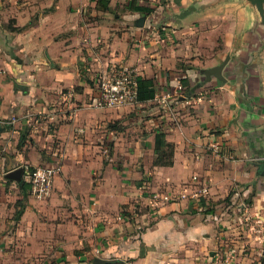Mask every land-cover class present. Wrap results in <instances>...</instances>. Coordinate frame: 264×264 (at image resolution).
Masks as SVG:
<instances>
[{"label": "crops", "instance_id": "obj_1", "mask_svg": "<svg viewBox=\"0 0 264 264\" xmlns=\"http://www.w3.org/2000/svg\"><path fill=\"white\" fill-rule=\"evenodd\" d=\"M131 3L144 0H0V264L264 259V236L249 228L264 223L258 10L250 0H147L148 13ZM227 57L226 79L207 80ZM113 63L155 78L156 97L136 104L151 105L146 118L127 115L131 105H90L88 79ZM159 126L175 144L173 165L154 164ZM38 166L60 168L44 199L23 188ZM16 168L22 182L6 176ZM185 188L198 193L151 199Z\"/></svg>", "mask_w": 264, "mask_h": 264}, {"label": "built area", "instance_id": "obj_2", "mask_svg": "<svg viewBox=\"0 0 264 264\" xmlns=\"http://www.w3.org/2000/svg\"><path fill=\"white\" fill-rule=\"evenodd\" d=\"M92 80L97 93L92 97L91 106L99 109L118 108L136 103L138 93V74L135 69L119 64H110L105 69L96 71L92 75ZM73 95L69 94L66 100ZM15 121V117L12 119ZM8 123V120H2ZM56 166H38L28 170V181L30 182V193L37 198L50 196L54 189V179L59 172ZM197 179V176H194ZM203 192L207 191L204 186ZM151 199L155 204L161 202L185 199L190 195L196 196L195 190L180 189L174 190H151ZM250 229L257 230L260 236H264V223L257 218L251 223Z\"/></svg>", "mask_w": 264, "mask_h": 264}, {"label": "trees", "instance_id": "obj_3", "mask_svg": "<svg viewBox=\"0 0 264 264\" xmlns=\"http://www.w3.org/2000/svg\"><path fill=\"white\" fill-rule=\"evenodd\" d=\"M108 3H109V0H98V6L100 5V7L102 8H106L108 6ZM130 6H134L135 9L140 10L143 13H148L154 10V8L149 6L147 2H144L142 4H136V5L131 3ZM240 48L241 47L238 44L236 46L235 52L238 53L240 51ZM156 85L157 84H156L155 78H146L141 75H138L137 99L140 101H144V100H148V99H152L156 97V94L158 93L156 89ZM155 152H156V157L154 160L155 165L169 166V165L174 164L175 144L167 139V133L165 132L162 126H159L156 130ZM29 186L30 184L28 183L24 184L23 188L25 192L27 191ZM228 200H229V196L226 197L222 202H219L220 206H224L226 205V203H229ZM18 203L23 208L24 203L21 199L18 201ZM22 208L17 210L16 215H15L16 218H19L22 212Z\"/></svg>", "mask_w": 264, "mask_h": 264}, {"label": "water", "instance_id": "obj_4", "mask_svg": "<svg viewBox=\"0 0 264 264\" xmlns=\"http://www.w3.org/2000/svg\"><path fill=\"white\" fill-rule=\"evenodd\" d=\"M251 3L256 7V9L258 10L259 13V17H260V22L262 23V25L264 26V0H250ZM145 16H142L138 19V24L139 25H143L145 22ZM264 48V41L260 47L259 50H257V52L255 53L256 55L252 56V61L256 62L255 60H257V58L259 57L262 49ZM254 57V58H253ZM229 58L231 57H227L220 65L214 66L210 69H208L205 72L206 75V79L210 80L212 78V75L217 76V78H219L220 80H225V75L223 74L222 70L224 65L226 64V62L229 60ZM23 168H16L14 170H11L10 172H8V174L6 175L8 178L10 179H14L17 180L19 182H22L23 180ZM108 262V260L105 259H101L99 258L97 260V264H103Z\"/></svg>", "mask_w": 264, "mask_h": 264}, {"label": "rangeland", "instance_id": "obj_5", "mask_svg": "<svg viewBox=\"0 0 264 264\" xmlns=\"http://www.w3.org/2000/svg\"><path fill=\"white\" fill-rule=\"evenodd\" d=\"M144 2H147V0H144ZM263 30H264V26H263ZM219 46V45H218ZM221 46V45H220ZM89 80V82L90 83H93V80L91 79V78H89L88 79ZM94 84V83H93ZM94 86V85H93ZM94 92V91H93ZM97 93V91L95 90V94ZM91 94H92V96H91ZM91 94H88V98L90 99V101H89V103L90 102H92V97H94V93H91ZM91 97V98H90ZM137 102L136 103H134L133 105H131L129 108H125V113L127 114V115H130V112L132 113V112H135V111H140L142 114H143V116H142V118L144 119V118H146V117H144L145 115L144 114H146L145 112V110L148 108V107H150V106H145V107H137ZM159 104V103H158ZM129 106V105H128ZM156 106H159V105H156ZM123 107H126V106H123ZM152 107H153V105H152ZM149 117H151L152 115H148ZM129 122H126V123H130L132 120H128ZM132 123V122H131ZM119 127H123V123H120L119 124ZM151 194V193H150ZM40 199H44V198H40ZM229 201V200H228ZM229 202H231V201H229ZM230 204H228V203H226V205H225V207L227 208L228 206H229ZM237 206L236 207V210H239L240 208H243L242 206L243 205H238V203H235V204H233V206ZM232 212H234V214H233V216L236 214L235 213V211H232ZM245 213H247L246 211H244L243 212V214H245ZM232 216V217H233ZM241 217H244L243 215H241ZM234 220V219H233ZM249 222V221H248ZM251 223H253V222H250V225H251ZM13 225V224H12ZM249 225V226H250ZM254 230V229H253ZM260 264H264V259L263 260H260Z\"/></svg>", "mask_w": 264, "mask_h": 264}]
</instances>
